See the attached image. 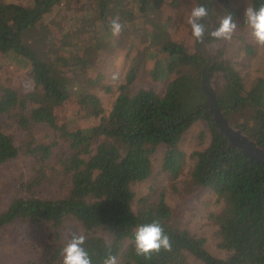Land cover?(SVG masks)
<instances>
[{
    "label": "trees",
    "instance_id": "obj_1",
    "mask_svg": "<svg viewBox=\"0 0 264 264\" xmlns=\"http://www.w3.org/2000/svg\"><path fill=\"white\" fill-rule=\"evenodd\" d=\"M71 1L0 2V56L26 70L25 93L0 86V118L13 115L23 128L43 124L59 133L68 150L56 156L69 179L63 195L41 198L36 188L47 179L39 172L25 186L28 194L13 198L0 212V230L17 222L51 228L56 242L62 240L65 223L74 220L78 228L65 240L83 235L92 264H104L108 255L120 257L124 264H186V254L203 264H264V165L244 156L219 131L212 112L216 106L210 107L208 97L231 126L264 149V78L246 87L225 58L224 40L210 35L225 15L230 13L235 21L234 0H194L208 14L202 19V40H195L190 31V45L172 40L167 20L159 18L166 0H84L83 27L70 33L56 18L53 28L44 24L54 8ZM249 1L253 8L261 3ZM113 19L122 25L118 35L111 32ZM128 34L129 48H142L131 57L108 115L98 123L66 130L57 109L71 98L75 112L87 119L103 113L99 98L89 91L102 79L95 72L94 55ZM146 65L151 80L165 82L161 93L149 88L131 93ZM199 121L205 122L210 138L202 150L190 154V184L208 188L222 203L209 218L217 227V247L228 253L225 258L212 255L204 237L175 224L163 193L153 198L146 194L135 202L133 186L152 175V156L159 146H164L162 171L178 178L187 159L179 142ZM51 150V145L40 144L28 146L26 152L42 166L52 159ZM18 155L12 137L0 129V165ZM152 220L161 223L170 247L137 254L135 229ZM65 245L54 247L53 257L63 256Z\"/></svg>",
    "mask_w": 264,
    "mask_h": 264
},
{
    "label": "rangeland",
    "instance_id": "obj_2",
    "mask_svg": "<svg viewBox=\"0 0 264 264\" xmlns=\"http://www.w3.org/2000/svg\"><path fill=\"white\" fill-rule=\"evenodd\" d=\"M32 0H0L4 3H17L29 5ZM166 0L158 16L162 21L167 20L170 38L181 44L190 45L189 33L191 27L188 24V14L191 7L195 6L194 0H176L177 4ZM84 0H73L70 3L60 4L46 17L44 24L54 27L52 19L58 20L61 29L70 33L75 27H83L82 16L87 5H82ZM232 6L238 11L235 19L236 29L226 44L225 58L231 62L233 67L240 73L246 87H249L257 77L264 78V45L257 44L252 35V29L246 22L245 10L251 7L249 0H234ZM130 35H124L120 41L106 43L103 50L94 55L95 72L102 79L97 86L89 91L95 94L103 109L100 117L90 120L81 113L75 112L74 98L59 106L57 114L66 130H73L86 125L100 122L101 118L108 115L112 103L117 96V88L123 83L125 71L131 57L141 50H131ZM148 66H143L130 91L134 93L142 88L153 89L158 93L164 90L165 82L153 81L147 72ZM68 74V73H65ZM25 69L15 67L10 61L0 56V86L15 89L19 94L25 93ZM109 87V90H106ZM241 119V118H240ZM229 123V122H228ZM230 125V124H229ZM233 127V126H232ZM0 129L12 137L14 144L19 149L17 158L0 165V212L5 210L10 201L15 197L28 194L25 186L33 181L39 172L46 176V181L36 188L41 198H56L64 194L69 187V179L63 172V165L56 155L61 149H67V142L58 137L57 132L47 125L30 123L27 128L17 124L13 115L0 118ZM209 132L206 130L205 122H196L186 131L179 148L186 154V163L180 175L171 179L162 171V158L164 146L156 149L152 156V175L142 183L133 186L135 202L140 196L163 193L166 204L173 211L175 224L186 228L192 234L206 239L207 250L218 258H225L228 253L217 247V227L209 218L221 210L222 203L217 199L214 192L208 188H191L190 171L194 160L190 154L202 150L209 141ZM31 142V145H29ZM95 141L94 144H98ZM47 144L52 148V159L47 163L39 165L35 155L26 152L28 146ZM68 150V149H67ZM134 209L137 210L134 204ZM78 228L74 220L65 223L62 240L55 242L53 229L34 227L21 222L5 226L0 230V264H62L63 256L56 257L53 248L65 245L71 233ZM100 235H104L99 232ZM116 264H124L119 257ZM186 264H203L190 254H186Z\"/></svg>",
    "mask_w": 264,
    "mask_h": 264
},
{
    "label": "clouds",
    "instance_id": "obj_3",
    "mask_svg": "<svg viewBox=\"0 0 264 264\" xmlns=\"http://www.w3.org/2000/svg\"><path fill=\"white\" fill-rule=\"evenodd\" d=\"M207 14L208 10L203 4L191 7L188 14V24L191 27L192 36L197 41L202 40L205 33L202 19ZM245 17L257 44L264 45V0H261L258 8L248 7L245 10ZM110 27L113 35H118L122 29L118 19H113ZM236 27L237 24L229 13L221 19L219 25L210 35L216 39L229 40ZM84 240L83 235H72L71 239L62 248V264H92L91 257L84 247ZM133 241L135 251L140 255H149L158 252L162 248L167 249L170 247L169 237L158 220L137 225ZM104 264H116V257L108 255L104 260Z\"/></svg>",
    "mask_w": 264,
    "mask_h": 264
},
{
    "label": "water",
    "instance_id": "obj_4",
    "mask_svg": "<svg viewBox=\"0 0 264 264\" xmlns=\"http://www.w3.org/2000/svg\"><path fill=\"white\" fill-rule=\"evenodd\" d=\"M208 97L210 100V107H212V105L216 106L212 112L213 120L219 131L229 139L231 145L239 148L244 156L264 165V149L258 147L255 141L250 139L242 130L229 125L222 111L215 104V101L211 99L209 95Z\"/></svg>",
    "mask_w": 264,
    "mask_h": 264
}]
</instances>
